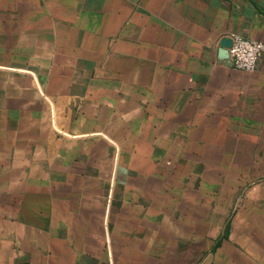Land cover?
I'll list each match as a JSON object with an SVG mask.
<instances>
[{"label":"crops","instance_id":"crops-1","mask_svg":"<svg viewBox=\"0 0 264 264\" xmlns=\"http://www.w3.org/2000/svg\"><path fill=\"white\" fill-rule=\"evenodd\" d=\"M235 34L264 41V0H0V257L19 264L20 241L43 264H65L70 241L100 237L81 232L99 211L100 142L116 146L104 194L168 154L208 177H263L264 55L253 72L232 67L220 51ZM261 199L264 185L247 202L216 204L250 226L249 247L230 230L199 247L194 226L208 216L195 219L185 200L163 232L162 218L142 219L149 233L135 237L146 247L120 248L121 264H264ZM119 235L113 226L104 238Z\"/></svg>","mask_w":264,"mask_h":264},{"label":"rangeland","instance_id":"rangeland-1","mask_svg":"<svg viewBox=\"0 0 264 264\" xmlns=\"http://www.w3.org/2000/svg\"><path fill=\"white\" fill-rule=\"evenodd\" d=\"M111 154H116L115 145H107L104 142L98 144L97 169L99 175L97 177L98 190L96 195L98 196L99 211L97 212L98 214L96 217H91L90 219L86 218L85 224L81 226L82 233L93 232L100 235V237L94 240L82 239L81 241H70V245L72 246L74 244L75 246L72 248L73 250L75 249V252L69 251V254L66 257L67 262L65 264H100L109 260H112L115 264H121L122 257L118 254L120 248L127 247V245V248L137 250L146 247L144 241L138 240V238L135 237V235H143L147 231V223L140 221L145 218L150 219L151 221L156 220L157 222V220L160 221L162 218L160 222H162L161 231L163 232L166 217H169L170 215L176 216V213L178 212L176 203L185 200H193V215L195 219L203 218L205 221V216H208L209 225H205L204 223L195 224L194 226L195 240L199 241V247L205 248L207 246L206 241L205 239H202V236L211 239L209 241V248H211V250L214 247H218L215 246L216 242H212V237L217 235L218 232L220 233L219 237L221 240L229 239V235L228 238L223 237L227 226L229 227L230 233H232H229L231 239H233V234L235 233L237 240H239V236H242V238L245 239L247 247L252 244L250 226L248 224H240L241 222L238 223L235 222V220L233 223L232 218L234 215H237L235 214L237 213V210L233 207L229 209L217 208L216 204L220 200L224 201L228 199L230 202L234 201L238 203L240 200L247 202L250 189L252 187L264 185V176L255 178L246 176H223L218 178L211 175L208 177L206 176L207 171L202 175V170L198 169V167L193 170H185V168H182V165L186 164L183 159L178 158L175 160L173 158V160L169 158L171 154H168L165 159L153 161L152 166L149 169L147 168L148 170L145 169L146 171L143 175H140L142 170L139 175L134 174L135 172H131L129 183L126 184L124 190L121 188H114L112 194H104V188L110 184V177H104V174L110 170L109 158ZM106 156L108 157V160L105 159ZM125 162L127 163L128 161L126 160ZM131 170L135 171L133 169ZM137 172H139V170H137ZM211 172L212 171H210V173ZM186 174L190 175L185 176ZM116 182H118L117 179ZM233 186H236V189L239 191L234 193H224V190L228 189H232L233 191ZM93 193L91 196L95 195H93ZM106 200L113 202V207L110 209L109 220L104 219V212H102L101 209L102 207L104 209ZM261 200L263 204L261 211L263 213L264 199ZM122 201L126 203H124V207L128 206L129 215L126 212L127 209L122 208ZM154 202L158 203V206L159 204L161 206V217L158 216L159 214L155 215L159 209H154V206H152ZM209 202L213 204L212 207H209V209L201 208V203L208 204ZM139 203H145L146 205ZM139 205H142L143 207L138 209ZM183 211H185V209H182V212ZM240 211L243 213L241 216L249 221L251 216L250 209L243 208L239 210V212ZM228 218L229 222L226 224ZM218 222L223 223L220 224ZM113 226L114 231L120 233L119 237L116 238L119 240H105L104 234L111 232ZM151 228L150 232L153 234L154 231L152 225ZM77 231L78 229L75 227L74 230H71L70 232H73L76 235ZM147 232L149 233V231ZM32 235L33 234L31 233V235L28 236L29 239L32 238ZM253 236L256 238L257 235L255 232ZM158 237L161 239L162 245L165 244L167 238L164 236V233H162V235L158 234ZM22 244L20 241H17L18 247L16 248V251L19 255V264L22 261L27 264H43V256L38 255L41 250L36 251L33 248H27L26 244H28V241L25 242V248H21ZM253 244L256 245L257 243L253 242ZM195 248H197L196 244ZM0 259L2 260L1 264H9L11 262V258L9 261V257H0ZM138 259V257H134L133 262L140 264Z\"/></svg>","mask_w":264,"mask_h":264},{"label":"built area","instance_id":"built-area-1","mask_svg":"<svg viewBox=\"0 0 264 264\" xmlns=\"http://www.w3.org/2000/svg\"><path fill=\"white\" fill-rule=\"evenodd\" d=\"M231 39L232 43L228 49L231 66L247 72L255 71L264 55V41L248 39L237 34Z\"/></svg>","mask_w":264,"mask_h":264},{"label":"water","instance_id":"water-1","mask_svg":"<svg viewBox=\"0 0 264 264\" xmlns=\"http://www.w3.org/2000/svg\"><path fill=\"white\" fill-rule=\"evenodd\" d=\"M232 43V39L231 38H224V40L221 42V54L222 56L226 57V59H228L229 61V53H228V49L231 46ZM230 63V61H229Z\"/></svg>","mask_w":264,"mask_h":264},{"label":"trees","instance_id":"trees-1","mask_svg":"<svg viewBox=\"0 0 264 264\" xmlns=\"http://www.w3.org/2000/svg\"><path fill=\"white\" fill-rule=\"evenodd\" d=\"M228 234H229V227L227 226L226 227V229H225V232H224V234H223V237L224 238H228ZM220 242H221V238H217V240H216V245L215 246H218L219 244H220ZM215 248V247H214ZM213 248V249H214Z\"/></svg>","mask_w":264,"mask_h":264}]
</instances>
